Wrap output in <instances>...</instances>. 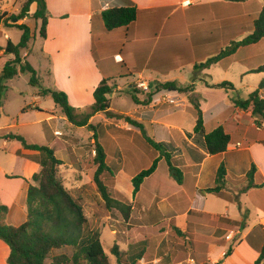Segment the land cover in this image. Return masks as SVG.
<instances>
[{"label":"crops","instance_id":"0c3cea01","mask_svg":"<svg viewBox=\"0 0 264 264\" xmlns=\"http://www.w3.org/2000/svg\"><path fill=\"white\" fill-rule=\"evenodd\" d=\"M1 1V4L5 5L1 8V10H5L4 12L15 10L16 0ZM45 1L48 9V25L46 38L40 37L42 40L41 52L49 59L48 76L53 79L52 88L47 89L64 92L68 96L71 106L79 113H83L90 110L94 104V92L102 80H110L109 85L112 87V93L108 95L109 113L128 114L144 128L145 136L139 128L129 123H123L114 128L113 133H108L116 147L114 153L110 155L101 139L99 142L107 155V165L115 175V185L112 190L114 198L115 200L120 198V202L123 201L132 208L129 219L127 221L124 219L129 227V236L124 237L123 234L119 236L113 232L116 235L114 243L116 242L121 247L119 249L121 263L133 264L134 258L139 257L136 264H242L237 261L236 257L240 255L241 251H245L251 261H244V263L255 264L259 258L260 250L264 247V228L259 229V220L264 214L260 209L261 206H264V198L259 202L255 201L256 212L253 222H247L243 238L234 248L231 256H226V254L231 249L229 242L233 237L234 222L243 221L244 209L250 210L245 199L264 196V158L256 156L259 151H264V143L249 141L247 147L241 146L239 149L237 145L241 144L240 142L236 146L231 144L233 138L231 133L240 131L242 126L241 122L238 123L234 119L233 105L230 114L223 110H217L220 122L216 128L210 131L212 132L218 127L225 129L231 137L228 150L223 154L208 155L203 148L202 141L195 137L196 121L188 124L183 122L179 116L181 113L175 114L176 112H171L172 109L165 110V96L179 97V92L157 89V85L166 82L177 83L178 86L187 84L193 87L191 94L203 99L204 93L209 92L211 86L222 82H212V75L209 74L210 69L202 70V75L198 78H193L192 75L190 80L172 78L169 81L164 79L161 82L156 77L163 74L161 69L168 67L167 63L169 60L173 61L172 58L175 65L181 70L184 67L183 57L186 55L194 56L201 51L205 53L233 43L232 39L242 33H250V36L254 31V22L264 7V0L237 2L191 0L192 3L189 6H184V2L187 0ZM25 2L26 0H21L19 7L16 8L17 11ZM130 3L135 5L139 11L136 22L127 29L108 32L109 35H106L101 13L113 7L128 6ZM36 10L37 5H32L29 16L22 20L21 24L29 26ZM35 23L37 31L40 30L41 22ZM95 36L103 42L102 38H109L107 41L119 49L120 52L115 53L114 57H121L120 64H125V71L118 72L108 63L105 47L107 41L103 44L101 42L95 44ZM38 38L37 32L33 46L38 44ZM3 49L4 47L0 49V57H4L2 67L9 60L15 58L13 55H6ZM97 52L101 60L106 62L105 65L98 60ZM31 54H25L27 60ZM195 65L197 64L193 65V69L189 68L190 71L193 72ZM32 66L38 71L35 64ZM258 68L248 70L244 76ZM116 73H121V75L117 78ZM62 77L63 80H61ZM120 79L125 82L121 83ZM140 82L150 84V95L138 89L137 85ZM125 88L128 89V92H125ZM122 95L130 96L132 101L133 97L138 99V104L133 101L137 106L135 111L123 112L116 107V102L121 100ZM34 99L36 104L26 109L38 113L37 125L47 124L48 129H51L49 123L58 119L57 114L46 113L39 106L43 99L40 89L36 90ZM205 105L207 106L203 99L200 102L203 116L205 115ZM191 106L190 102L186 104L187 108ZM215 108L217 109L218 106ZM25 111L23 110V113ZM59 114L62 115L61 120L68 125H65V131H70V133L89 132L87 127H73L63 113ZM104 114H96L91 118L89 124H92L97 118L105 116ZM2 118L3 105L0 121ZM17 122L14 120L10 126L15 127ZM204 122L206 123L205 119ZM57 126L54 129L55 136L59 133ZM122 130L131 133L132 136L127 139L118 138L117 132ZM210 132L206 131V133ZM92 134L94 136V133ZM71 137L68 135L65 138L57 137L59 148L55 146L56 156L65 163L63 167H67L65 169L67 180L63 181L65 188L75 199H83L85 210L87 200L84 197L87 196L88 191L85 179L88 175L79 168H82L80 165L81 158H83L81 150L84 147L80 140L73 141ZM148 139L155 144L163 145L164 154L158 152ZM11 142L4 140L3 148L8 147ZM117 144L120 145L119 148H117ZM123 145L131 148L130 156L135 157L134 161L137 158L147 159L146 156H148L147 167H143L147 168L146 170L153 165L154 161L158 160L157 169L144 180L136 196L133 194L134 186H130L129 198L120 197L119 185L116 183L119 177L126 174L127 163L130 162ZM63 146L66 147L65 150L62 148ZM165 150L169 155L173 153L171 160L173 166L181 172L180 182L171 174L169 164L165 159ZM1 151L4 153L6 149ZM63 151L66 152V155L63 154ZM235 151L246 154L248 167L256 165L257 173L254 177V185L263 187L252 188L246 193H241L242 188L249 185L245 178L250 169L236 180L238 186L230 187L226 184L220 193H208L207 190L216 187V172L218 173L220 167H226L227 178L232 172L237 173L240 159L238 161L239 156L234 158L231 154ZM15 155L19 158L17 161L19 170L9 173L0 165V202L9 208L5 223L9 226L19 227L27 221L28 189L30 185H35L32 179L35 174L40 172L41 166L37 163V159L40 157L39 153L25 150L22 145L20 148H16ZM110 158H115L114 160L118 163L112 166ZM241 162L244 163V160L242 159ZM120 163H122L121 167ZM209 168L215 169L214 178H212L213 174L210 173ZM138 171L131 174L132 176H128L130 184L144 170L140 173ZM60 174H62V169ZM259 175H261L262 181L257 182L256 179ZM91 180H89L90 184L92 183L91 187L97 190ZM232 193L239 196V200H236ZM99 200H101L100 197ZM161 225H165L166 228ZM175 228L184 234L180 238L183 240L180 243H177L176 239L168 238L170 234L178 235ZM9 255L10 248L0 241V264H8ZM108 258L111 263V258L109 256ZM115 261V264H118L116 257Z\"/></svg>","mask_w":264,"mask_h":264},{"label":"trees","instance_id":"16d2710c","mask_svg":"<svg viewBox=\"0 0 264 264\" xmlns=\"http://www.w3.org/2000/svg\"><path fill=\"white\" fill-rule=\"evenodd\" d=\"M243 1V0H228ZM37 5V10L33 15L36 22H41L39 34L41 38H46L48 25V9L45 0H26L21 8V12L14 17L17 22L27 18L31 12L32 5ZM138 9L132 3L128 6H118L105 10L101 13V19L104 23L106 32H114L127 29L131 24L136 22L138 18ZM1 21V19H0ZM22 32L21 40L18 45L8 42L3 49L6 55H13L15 58L9 60L2 69L0 75V119L2 108V93L8 89L4 82L10 81L19 74L28 73L31 75L30 85L39 86L37 72L28 62L26 57L22 56L23 51L29 47V43L33 39L31 29L25 24L16 25ZM264 39V7L259 17L254 22L253 33L239 42H233L225 50L218 55L210 58L205 63L195 65L194 69L202 71L210 69L213 65L218 64L222 60L235 55L239 49L258 44ZM250 74H264V65ZM110 80H102L100 85L94 92V104L90 108L89 113H79L77 109L71 106L68 96L64 92L52 91L49 89H40V95L45 97L50 95L57 104L66 119L76 127L93 128L89 124L91 118L99 113H105L107 116H113L109 113L110 103L108 95L112 93V87L109 85ZM157 89L167 90L171 92L184 93L188 88H181L177 83L166 82L158 83ZM211 89H222L227 91L235 90L233 84L222 82L210 87ZM193 91V87L190 88ZM264 79L259 84L256 91L251 93L246 100L234 99L235 107L243 111L251 110L255 123L260 127L261 120L264 121ZM133 101L138 104V99L133 97ZM196 114V126L194 134L196 139L202 141L205 152L210 156L223 154L228 150L231 143V137L226 133L223 127H218L210 133H206L203 112L200 104L196 101L191 102ZM126 122L139 128L144 134V128L138 122L125 118ZM6 141H18L25 150L38 152L40 157L37 163L41 166L39 173L33 176L35 185H30L27 193L28 217L27 221L19 227L9 226L5 220L9 214V208L0 202V241L4 242L10 248L8 264H111L103 247L101 234L93 231L88 227V218L84 214L81 204L71 195L64 187L59 178V168L65 163L56 156L57 149L55 146H41L29 144L22 136L12 133L4 137ZM95 139V157L93 172V183L95 184L99 194L108 210H118L127 221L130 217L132 208L129 205L115 200L111 197L114 184L106 183V176L114 173L107 165V155L104 148L99 144L97 135ZM154 148L164 154V146L155 144L148 139ZM165 159L169 164L171 174L178 182L181 181V172L173 166L171 155L165 150ZM158 166V160L148 169L138 174L132 181L134 186V196L140 190L144 180L151 176ZM257 173L256 165H252L251 170L246 175L249 185L245 187L241 193H246L252 188H260L263 186L254 185V177ZM227 170L225 166L220 167L216 177V187L207 190L208 193H220L226 185ZM110 191V192H109ZM165 226V225H161ZM166 228V226H165ZM178 236L183 237L184 234L178 228ZM72 253V254H70ZM260 255L255 264L264 262V247L260 250ZM111 254L120 261L121 253L118 244L115 242L111 249ZM232 249H229L226 256H231ZM139 257L134 258V263Z\"/></svg>","mask_w":264,"mask_h":264},{"label":"rangeland","instance_id":"374dc122","mask_svg":"<svg viewBox=\"0 0 264 264\" xmlns=\"http://www.w3.org/2000/svg\"><path fill=\"white\" fill-rule=\"evenodd\" d=\"M1 2L2 1L0 0V19H1L0 49L2 47L5 48L9 41L12 42L14 45H18L22 36V32L16 26V25H20L22 21L17 22L14 18L17 17L21 12L22 7L19 8V11H17L16 9L19 7V3L21 2V0H16L15 2L16 7L14 8L15 10L12 12H4L5 10L4 11L3 9L1 10L2 6H5L4 4H1ZM35 22L36 21H34V19H32V21L29 22V27L31 29V34L33 36V39L29 43L28 49L26 51H23L22 56L24 57L26 53L28 54L32 53L28 61L29 63H31V65L35 64L37 66L38 71L36 70V72L39 81V86L33 87L30 85L31 75L28 73L19 74L18 77H15L10 81L4 82V85H6L8 89L2 93L3 118L0 121V165L3 166L9 173L16 172L17 170L20 169L17 163V161H19V158H17V156L15 155V150L17 147L20 148L21 144L18 141H12L8 147L3 148L4 140H5L4 137L10 133L14 135L22 136L29 144L49 146V147L56 146V148H59L57 137L65 138L68 135V136H72L71 138L73 141L75 139L80 140V143L83 145L82 147L84 148L83 150H81V153L83 154V158H81L80 165L82 166V168L81 167L79 168L88 175V177L85 179V185L88 187L87 188L88 191L87 193L85 192L87 196L84 197V199L87 200L85 202L84 214L88 218V227L91 230L97 231L101 234L103 247L107 252L108 256L111 258V264H115L116 263L115 256L111 254V249L114 246V237H116V235H114L113 232H116L119 236L123 234L124 237H127L129 236L128 235L129 227L127 226V222H124L123 215L116 209L108 210L98 190H95L94 188L91 187L92 183L90 184L89 180L92 179L93 172L95 170L94 167L95 165L93 162L95 157V144H94L95 139L92 133L97 135L98 142H100L101 139V141L107 148L109 155L113 154L116 147L115 145H113L114 142L112 141L108 133H113L114 128H116L117 126H121V124L123 123H127L125 118H129L131 120L133 119L128 114H112L113 116H107L106 114H104L105 116H101L100 118L94 120V122L91 124L93 128L87 129L89 132L70 133V131H65V125L67 124L61 120L62 118H60L62 115L59 113H63L61 108L57 104H55L54 100L50 95H47L43 97L39 106L46 113L57 114L56 116L58 117V119L54 120L53 123H49L50 125L49 127L51 129H48L47 124H45L44 126L37 125L38 124L37 121L39 119L38 113L36 111H32L31 109H26V108L27 107L29 108L30 106L32 107L34 104H36V101L34 99L36 90L52 88L53 79L49 78L48 76L50 62L49 59L45 57L41 52L42 40H40L39 30L37 31ZM40 27L41 24L39 25V28ZM37 32L39 37L38 44L36 46H33L37 37ZM105 34L109 35L108 32H106V30H105ZM249 34L248 33L239 34L236 37H234L232 41L239 42L240 40L247 38ZM95 35L97 36L98 33L96 32ZM96 36H95V44L99 42L103 44L105 41L109 40V38L105 37L102 38L104 40L103 42L101 41L100 38L97 39ZM228 45H231V43L215 48L211 51H207L205 53L201 51L200 53L194 56L191 55L184 56L183 57L184 67L181 68V70L179 67H177V65H175L174 59L172 58L173 61L169 60L167 63L168 67H165V69H161V72L163 73L162 75H164V77H162L161 75L160 77L159 76L156 77V79L162 82L164 79L165 81H169L172 78H180L181 80H190V78H192V75L193 78H198L199 76L202 75L201 71H197L194 69L192 72L190 71L189 68L193 69L194 64L202 63L208 60L209 58L218 55L222 50H225L228 47ZM105 47L108 54L107 55L108 63H110L112 67L115 68V70L118 72L125 71V64H120L119 62L116 61L114 57L115 53L120 52L119 49L114 44H111L109 41L106 42ZM96 54L100 63L105 65L106 62L101 60V57L98 54V52ZM3 61H4V57H0V75L2 72L1 70L3 68L2 67ZM262 65H264V40H262L260 43L256 45H251L239 49L235 55L222 60V62L219 65L210 68L211 72L209 74L212 75V82L214 83H219L224 81L229 82L235 86V90L227 91V90L214 88L211 89L209 92L204 93L203 99L205 104H207V106L205 105V110H204L206 131L210 132L211 130H213L218 126L217 124L218 122H220L219 120L220 117L217 113L218 109L223 110L226 113L230 114L232 111V107L234 105L233 103L234 99L246 100L248 99L251 93L257 90L260 82L263 80L264 75L249 74L247 76H244V74L248 70L258 68ZM121 73L118 74L116 73L117 75L115 76L118 78L119 75H121ZM136 78H138L137 75ZM61 80H63V77ZM120 81L121 83L125 82V80L122 81V79H120ZM85 84H89V83H85ZM134 86L136 87V84H134ZM188 87L191 88L192 86L187 84L181 86V88L183 89ZM190 88H188V90H186V92L184 93H179L180 94L179 99L183 101L182 106H176L174 104L167 102L166 99L171 96H165V110L172 109L171 112H176L175 114L181 113L179 114V116L181 117L183 122L185 121L188 124L195 123L196 114L194 108L192 106H191L192 108L191 107L187 108L186 104L188 102L191 103L192 101H196L197 103L200 104V102L203 101V99L199 98L198 96L191 94ZM141 91L143 93L150 95L149 92L143 90ZM125 92H128L127 88H125ZM262 96L264 97V92L262 93ZM216 106H218L217 109L215 108ZM116 107H118L123 112H128V113H131L137 109L136 108L137 106L132 101L131 97L127 95H122L121 100L116 102ZM116 107L114 106V108ZM23 110L26 111L23 113ZM89 112L90 110H87L83 113L86 114ZM233 116L236 122L238 123L241 122L242 126L240 131L231 133L233 137L231 143L232 145L236 146V144L240 142L241 144H243L241 146L247 147V143L249 141L264 143L263 120H261L262 125L258 127L255 123V119L252 117L251 110L242 111L237 107H235V105L233 109ZM14 120H17L18 122L16 123L15 127H11L10 125L13 124ZM55 126H57V129H59V133H57V136L54 135L55 132L54 129L56 128ZM73 127L76 128V126ZM42 131H44L43 134ZM117 133H118L117 135L118 138L121 137L127 139V137L129 138L130 136H132L131 133H126L124 132V130L118 131ZM119 147L120 145L117 146V148ZM62 148L63 150L66 149L65 146H63ZM123 148H125V151H127L128 161L130 162L127 163V167H126L127 169L125 170L126 174H124L122 177H119L118 182L116 183L117 185H119L120 194L119 193L118 194L120 195V197L123 196V198H129L128 190L130 189V186L133 187V185L132 183L130 184L128 180V176L134 174L137 170H139L138 173H140L142 170H146L147 168H143V167L148 164L147 163L148 156H146L147 159L142 160L141 158H137L136 161H134L135 157L130 156V154H132L131 148L125 145H123ZM2 149H6V152L2 153L1 151ZM63 154L66 155V152L63 151ZM170 154L173 156V153ZM231 154L233 155L234 158L236 156H239V158L237 159L238 161L240 159L237 173L232 172L228 177L229 179L227 178L228 183L226 184L230 185V187H234V185L238 186L236 180H238L240 175L242 176L244 172L247 173L251 169V166L248 167L247 165L246 162L247 156L245 153L242 154L235 151L232 152ZM256 156L260 158H264V151H259L258 153H256ZM64 158H66V156H64ZM114 159L115 158H110L112 166H115V164L118 163ZM242 159L244 160V163L241 162ZM121 164L122 163H120V167ZM210 165L212 166V164ZM165 167L166 168L168 167L166 163H165ZM66 168L63 166L59 168V173L61 172L62 169V174L59 175L58 173L62 183L63 181L67 180L66 178L67 174L65 170ZM208 170L210 171V173L213 174L212 178H214L216 172L215 169L209 168ZM91 181H93V179ZM256 181L257 182L262 181L261 175H259ZM106 183L107 184L113 183L115 185L113 175L106 176ZM243 189L244 188H242V190ZM110 195L113 198L115 196L113 192ZM232 195L236 200L237 199L239 200V196H237L235 193H232ZM99 197L101 198V200H99ZM263 198L264 196L263 197L258 196L254 198H249L248 200L245 199V203L250 208V210L245 208L243 212L244 213L243 221L234 222L233 224L232 232L234 233L232 235L233 236L232 240L229 242L232 251L242 240L247 222L248 223L253 222V218L256 212L255 201L258 200L259 202ZM119 199L120 198H118V201ZM76 200L81 204V206L84 209L83 199H76ZM98 203L99 206H97ZM122 203H124L125 205H129L123 201ZM260 209L264 212V206H261ZM259 223H260L259 229H263L264 214L261 215ZM168 238L176 239L177 243L183 241L180 239L181 237L176 234H170ZM120 248L121 247L119 246V249ZM236 259L238 262L242 264H245L244 261H248V262L251 261L250 256L245 251H241L240 255L236 257ZM262 264H264V262Z\"/></svg>","mask_w":264,"mask_h":264},{"label":"built area","instance_id":"2783aa9c","mask_svg":"<svg viewBox=\"0 0 264 264\" xmlns=\"http://www.w3.org/2000/svg\"><path fill=\"white\" fill-rule=\"evenodd\" d=\"M191 3H192L191 0H187L186 2H184V6H189V5H191ZM115 59L119 63L122 62V59L120 56H116ZM137 87H138V89L146 91V92H150V90H151L149 83H146V82L138 83ZM166 101L171 103V104H174L176 106H182V104H183V101L181 99H179V97H173V98L169 97L166 99ZM237 147L240 148L241 144H238Z\"/></svg>","mask_w":264,"mask_h":264}]
</instances>
